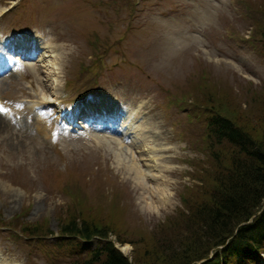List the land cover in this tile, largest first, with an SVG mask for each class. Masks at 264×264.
Instances as JSON below:
<instances>
[{"label": "rangeland", "instance_id": "1", "mask_svg": "<svg viewBox=\"0 0 264 264\" xmlns=\"http://www.w3.org/2000/svg\"><path fill=\"white\" fill-rule=\"evenodd\" d=\"M95 1L99 10L80 0H54L45 8L42 15L60 19L72 40L54 37L44 63L26 68L27 81L17 78L8 99L59 96L63 66L71 63L66 61L70 56H63L64 63L56 58L60 45L77 52L82 43L78 36L90 31L94 53L109 46L118 51L108 57L111 69L103 72L95 91L137 114L138 128L132 127L131 141L92 130H61L52 141L49 131L36 137L25 126L0 118V249L12 263L77 261L48 235V229L57 233L60 224L71 220L106 226L130 261L159 256L171 246L180 252L177 244L186 240L204 246L206 228L190 232L189 217L209 202L223 167L238 150L210 136L208 116L219 111L259 136L260 125L264 127V0H233L231 8L224 0ZM183 1L193 4L187 16L166 15ZM8 4L0 0V11ZM218 10L224 12L219 20ZM112 16L117 24L108 21ZM135 16L138 23L147 19V25L131 32L122 20ZM200 28L208 32L197 33ZM135 61L146 64V75L138 72ZM85 70V77L101 71L93 63ZM79 75L76 65L72 77ZM71 91L78 96L86 90L72 86ZM115 153L126 156L127 163L138 160L140 170L153 178L148 186H160L164 195L152 198L142 192L134 172L120 165ZM10 219L15 221L4 226ZM29 225L43 229L22 232Z\"/></svg>", "mask_w": 264, "mask_h": 264}, {"label": "trees", "instance_id": "2", "mask_svg": "<svg viewBox=\"0 0 264 264\" xmlns=\"http://www.w3.org/2000/svg\"><path fill=\"white\" fill-rule=\"evenodd\" d=\"M207 125L216 142H229L238 150L230 157L227 167H223L224 172L214 189L216 193L213 192L209 202L189 217L191 221L187 228L190 232L206 228L208 233L204 246V242L195 245L186 240L184 244H177L180 252L172 249L173 246L166 247L159 256L152 254L149 259L138 258L132 263L109 239L111 230L106 226L71 220L62 225L61 233L71 239L76 236L85 239L99 237L103 242L102 247L82 264H189L208 257L210 250L221 246L214 259L205 264H232L235 259L252 264L251 260L264 252V211L254 222H249L264 202V127L260 125L259 136L252 132H256L254 128L251 131L247 129L249 127L238 126L232 118L219 111L208 116ZM165 255H169L168 261L164 260ZM247 256H250L248 260L245 259Z\"/></svg>", "mask_w": 264, "mask_h": 264}, {"label": "bare ground", "instance_id": "3", "mask_svg": "<svg viewBox=\"0 0 264 264\" xmlns=\"http://www.w3.org/2000/svg\"><path fill=\"white\" fill-rule=\"evenodd\" d=\"M69 54H70L72 63H75V64H77L85 55V53L82 49H78L77 52H71L70 51ZM124 124H126V122ZM154 126H156V125L154 124ZM109 145H110V143H109ZM157 152H163V150L159 149ZM115 157L119 161L120 165L125 166L127 168L129 167L130 171L134 172L135 178H136V184L138 185V188L141 189V191L142 190L147 191L148 194H150L152 198H156L157 196H163L164 195V192L162 191V188L160 186H158L157 190L151 189L148 186V181H152L153 178L148 176L147 174L143 173L142 170H140V168H139L140 164H139L138 160L133 159V163H130V162L127 163L124 161V158L126 156L122 155L121 153H115ZM0 252H1V250H0ZM0 264H5L4 263V255H2V252L0 254Z\"/></svg>", "mask_w": 264, "mask_h": 264}]
</instances>
